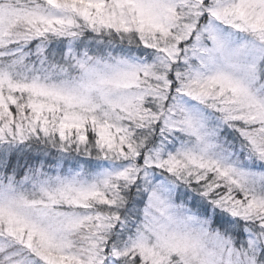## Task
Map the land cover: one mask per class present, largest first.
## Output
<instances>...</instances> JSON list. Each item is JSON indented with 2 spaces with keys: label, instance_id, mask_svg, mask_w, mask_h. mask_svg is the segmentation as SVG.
Masks as SVG:
<instances>
[{
  "label": "snow or ice",
  "instance_id": "obj_1",
  "mask_svg": "<svg viewBox=\"0 0 264 264\" xmlns=\"http://www.w3.org/2000/svg\"><path fill=\"white\" fill-rule=\"evenodd\" d=\"M0 264H264V0H0Z\"/></svg>",
  "mask_w": 264,
  "mask_h": 264
}]
</instances>
